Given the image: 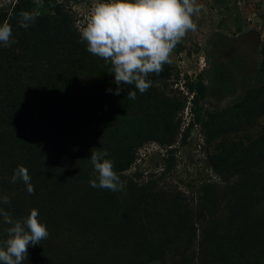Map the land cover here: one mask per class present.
I'll return each instance as SVG.
<instances>
[{
  "label": "rangeland",
  "instance_id": "1",
  "mask_svg": "<svg viewBox=\"0 0 264 264\" xmlns=\"http://www.w3.org/2000/svg\"><path fill=\"white\" fill-rule=\"evenodd\" d=\"M21 1L27 2L34 17L21 20L32 29L28 48H47L44 57L50 56L54 63L46 66L47 73L54 69L50 73L55 78L46 84L45 93L71 111L69 130L76 134L61 155L75 166L64 182L71 219L48 235L53 246L61 247L67 234H73L83 241L85 253L75 259L51 252L44 259L58 264H101L108 259L111 263L106 264H171L183 248L191 221L207 204L212 206L210 185L218 181L216 172L253 173L264 161V0H193L199 9L192 15L196 28L175 45L158 74H148L151 86L141 94L134 84H124L119 95L107 91L117 87L110 63L86 51V70L78 75L75 64L56 59L75 42L76 34L80 36L99 0ZM15 2L0 0L1 13L8 17ZM38 7L44 32L35 26ZM53 7L59 12L50 10ZM63 29L67 32L61 39ZM7 67L0 69V78L10 83ZM13 71L28 75L19 67ZM76 75L75 86L64 82ZM128 91L136 92L135 100L128 98ZM0 124V151L13 148L16 153L10 134L4 132L8 126ZM95 151H107L104 158L113 161V170L123 182L116 196L89 186L96 173L88 158ZM129 155L132 162L122 168L121 161ZM4 163L0 157V197L20 190L5 174ZM130 181L142 189L130 193L125 188ZM74 191L82 193L78 203L72 200ZM124 195L126 200L116 205ZM83 198L87 202L81 203ZM156 201L161 203L163 222L154 234L164 230L168 234H161L165 241L151 252L158 258L150 260L144 222L146 215L152 216ZM228 214V209H220L217 217L242 227L249 240L254 234L264 238V202L248 197L238 211ZM0 221L3 241L7 224L3 218ZM119 231L122 237H117ZM252 245V240L244 241L249 249Z\"/></svg>",
  "mask_w": 264,
  "mask_h": 264
},
{
  "label": "trees",
  "instance_id": "2",
  "mask_svg": "<svg viewBox=\"0 0 264 264\" xmlns=\"http://www.w3.org/2000/svg\"><path fill=\"white\" fill-rule=\"evenodd\" d=\"M50 10L59 12L57 7ZM11 11L8 17L0 11V24L11 26V39L15 41L14 43L10 42L7 47L0 45V69L8 66L7 75L11 80L8 83L0 78V123L2 121L6 127L8 126L9 130L4 132L7 135L10 134V142L15 146L17 152L15 153L13 148L0 151V157L5 160L4 172L7 175L12 176L18 165L28 170L33 192L29 194L26 185L20 179L14 183L10 180L13 186L20 185V190L12 195L4 194L3 197H8L9 203L6 205L0 203V208L7 212L13 220H21L29 214L31 209H36L38 221L46 226L47 231L51 229V233H53L58 231L61 224L66 222L65 220L71 219L69 217L71 212L65 201L68 186L64 182L67 181V178L72 177L69 170H75V166L71 162V164L68 163L61 155L66 144L76 134L69 130L68 116L72 115L71 111L60 108L48 98V93H45L46 84L48 85L55 78L50 73L54 69L48 73L45 72L47 65L54 64L50 56L47 59L44 57V53H48L45 52L47 48L40 49L41 47L35 45L28 48V35L32 31L31 26L18 28L21 25V13L26 12L30 15L29 5L26 1L16 0L11 6ZM37 14L35 18L38 22L35 26L38 31L44 32L41 29L43 22L41 7L37 8ZM65 32L67 31L64 29L59 30L61 39L65 38ZM68 46L56 59L67 61L70 66L75 64L79 75L86 70V43L82 42L80 36L76 34L75 42ZM14 67L25 69L28 75L17 74L13 71ZM76 81L77 75L64 80L71 86H75ZM59 152L60 154H58ZM131 162L132 155H129L127 159L121 161L122 168L128 167ZM257 168L252 170L253 173L247 174L216 172L218 181L210 185L212 206L207 204L204 210L208 211L204 212L203 210L197 215L198 219L191 221L190 227L187 228L188 234L183 239V248L171 264H233L236 262L238 264H264V238H257L256 234L251 236L250 240L254 245L249 249L248 246H244V241L250 240L242 233V227H233L231 222L223 223L217 217V212L220 209L222 212L228 209V215L231 216L238 211L243 200L248 197L255 196L258 201L260 200V203L264 202V161L258 170ZM136 187V184L134 185L130 181L125 188L132 193ZM140 189L142 188L138 189L137 187V190ZM117 193L114 192L115 196ZM119 194L121 195L120 192ZM81 195V192L74 191L72 193L73 202L76 200L78 203ZM126 196H122L120 201L117 199L115 204L120 206L121 202L126 200L124 198ZM85 202L87 201L83 198L81 203ZM160 205L161 203L158 201L155 202L154 209L151 208L152 216L146 215L147 220L144 222L146 230L149 232V237L146 240L150 249L148 251L150 260L158 258L151 255V252L153 253L157 248L158 242L165 241L161 234H168L166 230L154 234L162 229L163 220L160 218ZM64 206L67 209H62ZM119 213L121 211H118L116 215ZM225 217L227 218V216ZM1 218L3 217H0V220ZM171 223L172 221H168L167 225ZM119 225L122 227L121 222ZM10 226L7 224V228ZM121 232L123 231L117 232V237H122ZM49 236L42 239L38 245L27 249L26 264H58L44 259L45 253L51 252L56 253L58 258L64 255L73 256L75 259L84 256V247L81 245L83 241L77 237L76 240L73 234H67V239L61 247L55 243L53 246L51 243L53 237ZM70 240L72 241L69 242ZM85 259L87 260L86 257ZM105 262L102 260L101 264L111 263L109 259Z\"/></svg>",
  "mask_w": 264,
  "mask_h": 264
},
{
  "label": "clouds",
  "instance_id": "3",
  "mask_svg": "<svg viewBox=\"0 0 264 264\" xmlns=\"http://www.w3.org/2000/svg\"><path fill=\"white\" fill-rule=\"evenodd\" d=\"M199 11L193 0H99L80 39L86 43V51L110 63L115 89H107L119 95L124 84H134L143 94L150 86L149 73H159L168 62L175 45L189 30H194L193 13ZM23 21L34 20L28 13H21ZM27 27V23H21ZM11 26L0 24V45L14 43ZM128 98L136 99L135 91H128ZM107 151L91 152L90 162L96 178L89 180L92 188L112 192L123 188V182L113 170V161L105 159ZM20 179L29 194L33 192L28 170L18 165L10 178ZM0 203L8 204V197H0ZM38 211L31 209L21 220H13L0 208L7 238L0 241V264H22L27 249L38 245L48 237L46 226L37 219Z\"/></svg>",
  "mask_w": 264,
  "mask_h": 264
},
{
  "label": "built area",
  "instance_id": "4",
  "mask_svg": "<svg viewBox=\"0 0 264 264\" xmlns=\"http://www.w3.org/2000/svg\"><path fill=\"white\" fill-rule=\"evenodd\" d=\"M10 2V1H9ZM14 4V3H13Z\"/></svg>",
  "mask_w": 264,
  "mask_h": 264
}]
</instances>
